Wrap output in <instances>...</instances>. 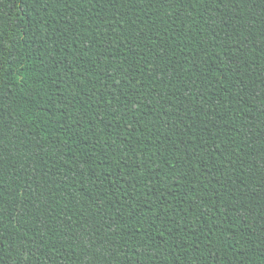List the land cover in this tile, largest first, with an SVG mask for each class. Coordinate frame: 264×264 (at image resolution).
I'll list each match as a JSON object with an SVG mask.
<instances>
[{
	"label": "trees",
	"instance_id": "16d2710c",
	"mask_svg": "<svg viewBox=\"0 0 264 264\" xmlns=\"http://www.w3.org/2000/svg\"><path fill=\"white\" fill-rule=\"evenodd\" d=\"M0 264H264V0H0Z\"/></svg>",
	"mask_w": 264,
	"mask_h": 264
}]
</instances>
